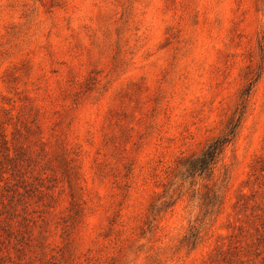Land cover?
<instances>
[{"label": "rangeland", "instance_id": "obj_1", "mask_svg": "<svg viewBox=\"0 0 264 264\" xmlns=\"http://www.w3.org/2000/svg\"><path fill=\"white\" fill-rule=\"evenodd\" d=\"M0 264H264V0H0Z\"/></svg>", "mask_w": 264, "mask_h": 264}, {"label": "trees", "instance_id": "obj_2", "mask_svg": "<svg viewBox=\"0 0 264 264\" xmlns=\"http://www.w3.org/2000/svg\"><path fill=\"white\" fill-rule=\"evenodd\" d=\"M254 82L255 80L249 82L248 87L244 90L242 95L245 97L249 95ZM245 107L246 98L242 101L239 112L231 120L227 131L211 140L200 154L191 156L184 161L182 168L183 174H185L186 177H193L195 175L202 176L211 173L226 146L236 137Z\"/></svg>", "mask_w": 264, "mask_h": 264}]
</instances>
